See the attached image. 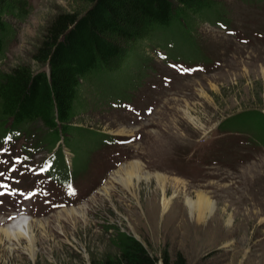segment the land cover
<instances>
[{"label":"rangeland","instance_id":"374dc122","mask_svg":"<svg viewBox=\"0 0 264 264\" xmlns=\"http://www.w3.org/2000/svg\"><path fill=\"white\" fill-rule=\"evenodd\" d=\"M15 1L22 14L4 18L0 72L28 63L55 13L84 6ZM211 1L154 28L111 71L89 74L73 128L0 121V227L18 212L43 225L33 257L25 241L10 251L3 241L0 264H86L110 252L113 229L156 260L165 251L186 264H264V0ZM130 162L139 179H110ZM198 195L213 204L199 222L184 205ZM78 206L84 218L61 214Z\"/></svg>","mask_w":264,"mask_h":264},{"label":"trees","instance_id":"16d2710c","mask_svg":"<svg viewBox=\"0 0 264 264\" xmlns=\"http://www.w3.org/2000/svg\"><path fill=\"white\" fill-rule=\"evenodd\" d=\"M80 13H55L32 48L28 63L0 72V121H38L52 133L73 128L79 88L89 74L109 72L157 26L178 23L209 8L211 0H77ZM15 0H0V53L7 32L4 18L22 14ZM34 66L37 69H32ZM109 70V71H107ZM110 252L86 264H186L180 253L163 251L156 260L131 236L113 229ZM84 264V263H76Z\"/></svg>","mask_w":264,"mask_h":264},{"label":"bare ground","instance_id":"6f19581e","mask_svg":"<svg viewBox=\"0 0 264 264\" xmlns=\"http://www.w3.org/2000/svg\"><path fill=\"white\" fill-rule=\"evenodd\" d=\"M192 120V117L190 116L189 118ZM139 164L136 162H130L128 164H125L121 166L110 178L111 180H115L116 183L120 182L122 185L126 186L127 184H130L133 179H139V173H140V168ZM123 176V178L121 177ZM149 176H146V180H148ZM156 182L159 184L162 190H164L165 187V179L162 177H155ZM110 182V181H109ZM112 182V181H111ZM110 182V183H111ZM105 185V184H104ZM102 186V185H101ZM108 186L106 185L104 188L102 187L101 191L103 190L104 193H106ZM100 189V188H99ZM98 189V190H99ZM163 192V191H162ZM101 193V192H100ZM165 193V192H164ZM162 196V206L166 208L168 199L165 198V194ZM79 205V204H78ZM184 205L189 209L191 214L194 215L196 218V221H202L204 219L206 212H210L213 209V204L210 202L205 196L203 195H198L197 200L193 201L190 200L189 198L185 199ZM80 207V208H78ZM78 207H73V208H78V209H73L72 210H67L62 212L61 214L66 215L67 217H76V216H81L84 218V206H78ZM70 209V208H69ZM60 214V215H61ZM23 216H19L18 218L14 219L8 226L1 228L0 227V243L3 241H6L10 245L9 251L12 250L15 244H20L21 241H25L27 243L25 250L29 252L30 256L33 257L35 249H34V244L36 241L35 238V230L34 226H36V223L38 225H41V222H33L32 220L28 221L24 218Z\"/></svg>","mask_w":264,"mask_h":264},{"label":"snow or ice","instance_id":"6c2138e0","mask_svg":"<svg viewBox=\"0 0 264 264\" xmlns=\"http://www.w3.org/2000/svg\"><path fill=\"white\" fill-rule=\"evenodd\" d=\"M2 195H3V193H0V196H2ZM31 195H33V193H29V194H28V196H31ZM28 196H26L25 198L27 199Z\"/></svg>","mask_w":264,"mask_h":264}]
</instances>
